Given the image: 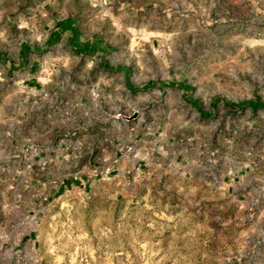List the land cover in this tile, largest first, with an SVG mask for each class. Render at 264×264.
<instances>
[{
  "label": "rangeland",
  "instance_id": "obj_1",
  "mask_svg": "<svg viewBox=\"0 0 264 264\" xmlns=\"http://www.w3.org/2000/svg\"><path fill=\"white\" fill-rule=\"evenodd\" d=\"M65 18L120 71L100 103L66 89L74 124L140 121L102 147L143 165L0 200V264H264V0H0V54Z\"/></svg>",
  "mask_w": 264,
  "mask_h": 264
},
{
  "label": "crops",
  "instance_id": "obj_2",
  "mask_svg": "<svg viewBox=\"0 0 264 264\" xmlns=\"http://www.w3.org/2000/svg\"><path fill=\"white\" fill-rule=\"evenodd\" d=\"M77 29L72 18L58 20L39 45L20 43L12 57L0 54V200H24L26 188L33 185L36 189L42 185L47 194L62 193L72 187L73 180L82 186L87 175L105 176L109 172L105 167L113 172L112 165L118 162L129 160L133 168L143 165L138 153L131 155L112 146L106 156L102 147L105 131L119 129L128 121L106 123L102 118L96 124L89 119L74 124L73 101L66 95L67 88L80 82L97 93L92 101L100 103L101 89L120 86V71L106 63L102 50L93 49L91 42L75 46ZM62 41L68 45L57 47ZM43 46L46 49L40 51ZM61 60L64 67L59 69ZM74 70L80 74L74 75ZM140 124L128 123L134 127ZM74 129L81 130L87 139V143L81 140L86 148L78 155L85 171L75 179L69 172L77 161L73 158ZM106 160L111 163L106 164Z\"/></svg>",
  "mask_w": 264,
  "mask_h": 264
},
{
  "label": "water",
  "instance_id": "obj_3",
  "mask_svg": "<svg viewBox=\"0 0 264 264\" xmlns=\"http://www.w3.org/2000/svg\"><path fill=\"white\" fill-rule=\"evenodd\" d=\"M132 117H134V116H132Z\"/></svg>",
  "mask_w": 264,
  "mask_h": 264
}]
</instances>
